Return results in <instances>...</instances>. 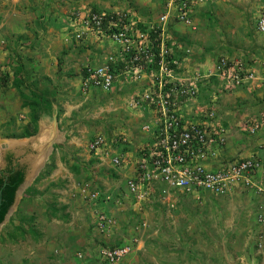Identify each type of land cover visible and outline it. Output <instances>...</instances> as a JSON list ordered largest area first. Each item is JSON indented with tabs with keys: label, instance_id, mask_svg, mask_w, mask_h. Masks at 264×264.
I'll use <instances>...</instances> for the list:
<instances>
[{
	"label": "rangeland",
	"instance_id": "374dc122",
	"mask_svg": "<svg viewBox=\"0 0 264 264\" xmlns=\"http://www.w3.org/2000/svg\"><path fill=\"white\" fill-rule=\"evenodd\" d=\"M248 2L208 0L194 9L190 26L171 23L164 27L165 36L188 51L175 60L179 67L176 72L183 77L199 74V101L205 104L215 98L216 107L220 102L217 115L225 121L230 118L226 112L235 111L233 133L242 135H247L242 130L247 129V122L264 113V34L256 32L254 26L264 11V0ZM16 3L21 9V29L28 32H23L21 41L9 39L6 51L0 44V73H7V86L0 89V144L8 145L0 150V171L5 168L7 155L12 165L26 168L34 158L32 141L38 140L41 155L46 152V144L42 146L35 133L16 138L25 128L31 130L29 109L14 85L19 65L28 78L26 86L20 88L24 94L45 87L54 93L48 95L51 113L42 115L39 124L48 130L47 126L55 122L57 137L49 135V143L53 142L45 170L36 181L19 189L0 224V264H110L100 256L102 246L121 244L130 250L113 264H264V166L254 176L261 191L237 187L229 196L205 193L199 199L175 192L176 203L169 207L157 198L132 203L131 198L122 197L128 166L114 169L107 161L100 165L102 162L87 149L96 134H123L124 147L130 154L143 146L147 140L140 128L144 117H133L138 112L125 101L141 91L147 81L118 79L115 89L108 93H81L77 89L78 73L87 64L96 65L108 50V43L66 41L67 14L81 7L102 11L121 8L130 13L141 30H151L158 26L164 2ZM221 57L241 61L254 71L255 80L240 89L238 96L234 91L239 88L227 92L217 79L214 83L203 77L212 72ZM236 101L244 107L253 105L244 111ZM144 114L145 121L151 119L150 114ZM225 121L221 123L227 125ZM229 136L225 135L224 146ZM84 186L98 193L97 201L85 199L81 193ZM101 212L114 222L108 232L99 229Z\"/></svg>",
	"mask_w": 264,
	"mask_h": 264
},
{
	"label": "built area",
	"instance_id": "2783aa9c",
	"mask_svg": "<svg viewBox=\"0 0 264 264\" xmlns=\"http://www.w3.org/2000/svg\"><path fill=\"white\" fill-rule=\"evenodd\" d=\"M162 1L164 11L156 29L151 30H141L127 10L99 11L81 7L73 8L67 14L66 41H105L108 50L111 49L104 51L96 65L84 66L78 86L81 93H108L118 79L132 83L147 81L128 102V106L139 114L151 116L141 126L142 133L147 135L143 146L130 154L124 151L123 134L110 137L96 134L87 144L88 151L102 163L109 162L111 168L128 166L126 171L130 169V173L126 174L124 185L136 203L157 198L173 207L177 200L175 192L199 199L205 193L214 197L229 196L237 187L261 191L254 176L261 171L264 161L253 156L222 158L226 129L218 122L215 98L205 104L200 102L199 83H196L199 74L183 77L176 72L179 67L168 66L169 62L177 65L171 60L175 52L188 51L165 36L164 27L171 23L190 26L194 9L208 0ZM255 28L264 34V11L258 15ZM151 32L156 33L158 39L152 38ZM155 45L159 47L158 54L153 50ZM117 55L123 65L113 72L110 63L119 60ZM203 77L217 79L227 92L248 86L256 78L254 71L241 61L227 57L219 58L212 72ZM262 127L264 113L250 119L246 128L253 135ZM87 187L84 186L81 193L85 199L93 201L98 193L89 192ZM99 220L101 231L106 229L108 232L114 223L102 212ZM129 250L127 245L102 248L100 256L113 264Z\"/></svg>",
	"mask_w": 264,
	"mask_h": 264
},
{
	"label": "crops",
	"instance_id": "0c3cea01",
	"mask_svg": "<svg viewBox=\"0 0 264 264\" xmlns=\"http://www.w3.org/2000/svg\"><path fill=\"white\" fill-rule=\"evenodd\" d=\"M16 2H18V0H0V44L3 45L2 47L5 49V51L8 48V46H7L8 43L11 42V41H9V39H15V40L19 39V41H21V37H23L22 36L23 32H26V33L28 32L27 29H25V30L21 29V28H23V25L21 27V24H22L21 21H19V18L21 17L20 16L21 9L18 8V5ZM242 2H243L242 4H244V2L247 4L249 3L248 0H242ZM251 4H253V3H251ZM245 7H247V6H245ZM146 13H147V11H146ZM141 21H143V20H141ZM0 53H1V46H0ZM79 74H80V72L78 73V77H77L78 78V82H77L78 86H79ZM25 76L26 75L23 76L24 80L26 79ZM211 80H213L215 83V79H211ZM27 83H28V79H26L24 81L23 86H26ZM242 88L243 87L239 88L238 90H235L234 92H236V91H238V92H237V94H234V96L235 95L238 96L242 92L240 90ZM77 89H79V88L77 87ZM125 102H129V99ZM236 102H238L237 104L240 105V107H243L242 109L244 111H248L251 108L249 106L253 105V104L249 105L245 102V104H247V106L244 107L243 104H239L242 102H239V101H236ZM219 103L220 102H218V107L216 108L217 111H219ZM127 105H128V103H127ZM238 105L235 104V107ZM242 109H240V110H242ZM232 112L230 110H228L226 112V114H228L230 116L229 121L227 120L228 117L226 118V121H225V119H223L224 117L222 118V116H218V119H219L218 122L226 129L227 136H229V134H230V136L227 139L226 145L223 147L224 149L222 148V151H221L222 157H225L226 159H239V158H245V157H249V156H255L252 154H258L259 158L262 161H264V127H262L257 133H255L253 135H250L247 132V129L246 130L242 129L245 131V134H247V135H242V133H240L239 130H238L239 134L235 133V132H234L235 133L234 134L233 133V130H234L233 125L235 124L236 119L233 118L235 111L233 113ZM132 115H133V117L139 118L138 120H140L143 117L145 119V114H142V113L141 114L137 113V114H132ZM221 118H222V120H221ZM53 119H55L54 116H53ZM144 119H143V121L141 120L143 124L145 122ZM39 121L40 120H38V122H37V130H36L35 134H37L36 135L37 138L39 137L38 139H39V142L42 144V146H44L46 144L45 150H47V151L45 152V154H42V155L39 153V150H37L38 140L35 138V140H37V141H35V142L32 141V145L30 146V149L35 151V153L33 155L34 158H30L31 164L29 163L26 168L23 166H20V165H12L13 163H11V165H10L13 168L19 167V168L23 169V171H24V180H23V186H22L23 188L27 187L29 185V182H31L33 180L36 181L35 179L39 178V176L43 173V171L45 170L46 164H47L46 161L48 160V156H49V153L51 150V144L53 142V141H51L49 143V138H50V136L55 137V138L57 137L55 122H52L51 125L47 126V128L49 130V132H48V130H45L44 125L41 128ZM52 121H54V120H52ZM221 121H225L227 123V125H224V123H221ZM240 136H242V139H239ZM29 137H31V136H29ZM130 137H132V136H130ZM16 138H28V137H16ZM2 144L5 145L4 149L1 148ZM2 144H0V150H6L8 148V145L4 144V143H2ZM47 146H48V148H47ZM42 157H44V158H42ZM41 158L43 159V161ZM34 159H36V161H40L41 163L38 162V164L36 166H34L33 164L36 163V161L33 162ZM6 164H9V163L6 162ZM101 164H103V163H100V165ZM131 172H132V170H131ZM125 173H127V175H128L130 173V169L127 170ZM120 195L122 197H125V198L126 197L131 198L132 203H135L132 196H130L128 194L125 185H124L123 191L120 193Z\"/></svg>",
	"mask_w": 264,
	"mask_h": 264
},
{
	"label": "trees",
	"instance_id": "16d2710c",
	"mask_svg": "<svg viewBox=\"0 0 264 264\" xmlns=\"http://www.w3.org/2000/svg\"><path fill=\"white\" fill-rule=\"evenodd\" d=\"M161 2H163V1L161 0ZM92 10H98V9H96L94 7ZM115 10H125V9H121V8L117 9L116 8ZM99 11H102V10H99ZM107 11H109V10H107ZM139 28H141V27H139ZM255 31H256V28H255ZM150 36L154 39H158V36L154 32H151ZM153 50L155 53L158 54L159 53L158 45H155ZM183 54H184V52L179 51L178 55L173 54L171 56V60L179 61L180 59H182ZM117 58L119 60H117L116 62L110 63V68L113 70V72H116L117 70H119L120 67H122V65H123V60H121V58H119L118 55H117ZM168 66L170 68H173V69L176 68V65H174L170 62H169ZM15 71L17 72L16 73L17 77H15V78H17V80L14 83V85L17 88L16 90L18 91L19 96L21 97V99H23L24 106H26L27 109H29L28 121H29V124L31 126V130H29L28 128H25L23 130V132L20 135H18L17 137H29L36 132L37 122H38L39 118L42 115H50L52 103H51V100L48 99V95L53 96L54 93L52 91H49V89H47L45 87L42 89L36 88V90H34V91H29V95L24 94L23 90L20 88H22V86L24 85V81L28 78H26L24 80V77H23L24 75H22V73H23L22 65H19ZM82 71L83 70L80 71L79 78L82 75ZM6 86H7V73L2 71L0 73V89H3L2 87H6ZM114 89H115V83L113 85L112 90H114ZM95 92L96 93L97 92L102 93L99 91H95ZM143 110L147 111L146 108H144ZM13 136L14 135H10L9 137H13ZM124 151L127 152L128 150L125 149ZM138 155H140V152L137 154V156ZM221 157H222V154H221ZM222 158H225V157H222ZM10 159H11V156L9 155L8 156L9 161H7L9 164L5 168L4 174H2L0 176V223H2L4 221V217H5L6 213L8 212L10 207L13 205L15 193H16L18 187L23 183V180H24L23 169L19 168V167H15V168L11 167L10 166L11 165ZM89 187L90 186H88V188ZM88 190H89V192H92V190H90V189H88ZM26 192L34 194V192H32L30 189H27ZM201 196H203V194H201ZM97 198H95L93 201H97ZM118 247L122 248L123 246L121 244V245H118ZM102 248H107V247L102 246ZM108 248H114V247H108Z\"/></svg>",
	"mask_w": 264,
	"mask_h": 264
},
{
	"label": "water",
	"instance_id": "95a60500",
	"mask_svg": "<svg viewBox=\"0 0 264 264\" xmlns=\"http://www.w3.org/2000/svg\"><path fill=\"white\" fill-rule=\"evenodd\" d=\"M1 148L4 149V148H5V145H2ZM22 186H23V183L18 187V189H17V191H16V193H15L14 203H15V200H16V197H17V194H18V192H19V189H21ZM14 203H13V204H14ZM12 206H13V205H12ZM12 206H11V207H12ZM11 207H10V209H11ZM10 209H9L8 212L6 213V215H5V217H4V220H5L6 216L8 215ZM0 224H1V223H0Z\"/></svg>",
	"mask_w": 264,
	"mask_h": 264
},
{
	"label": "flooded vegetation",
	"instance_id": "af4514ba",
	"mask_svg": "<svg viewBox=\"0 0 264 264\" xmlns=\"http://www.w3.org/2000/svg\"><path fill=\"white\" fill-rule=\"evenodd\" d=\"M8 156H9V155L6 156V158H5V162L9 161V160H8ZM7 166H8V164L5 165V168H6ZM5 168H4L3 170L0 171V176H1L2 174H4V170H5Z\"/></svg>",
	"mask_w": 264,
	"mask_h": 264
},
{
	"label": "bare ground",
	"instance_id": "6f19581e",
	"mask_svg": "<svg viewBox=\"0 0 264 264\" xmlns=\"http://www.w3.org/2000/svg\"><path fill=\"white\" fill-rule=\"evenodd\" d=\"M46 151H47V150H46ZM41 152H44L43 148H42V151H41ZM39 153H40V151H39ZM42 158H44V157H42ZM42 158H41V159H42ZM41 159H40V160H41ZM42 161H43V159H42ZM36 162H38V161H36ZM35 164H36V163H35Z\"/></svg>",
	"mask_w": 264,
	"mask_h": 264
},
{
	"label": "clouds",
	"instance_id": "9594fccd",
	"mask_svg": "<svg viewBox=\"0 0 264 264\" xmlns=\"http://www.w3.org/2000/svg\"><path fill=\"white\" fill-rule=\"evenodd\" d=\"M92 9V8H91Z\"/></svg>",
	"mask_w": 264,
	"mask_h": 264
}]
</instances>
